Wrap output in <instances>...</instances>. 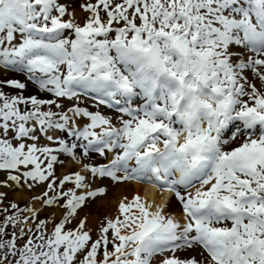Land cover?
<instances>
[{
  "label": "snow or ice",
  "instance_id": "obj_1",
  "mask_svg": "<svg viewBox=\"0 0 264 264\" xmlns=\"http://www.w3.org/2000/svg\"><path fill=\"white\" fill-rule=\"evenodd\" d=\"M79 8L0 0V188L43 189L0 191V264H264V0ZM62 156L80 169L57 175ZM104 179L181 213L134 194L90 227Z\"/></svg>",
  "mask_w": 264,
  "mask_h": 264
},
{
  "label": "bare ground",
  "instance_id": "obj_2",
  "mask_svg": "<svg viewBox=\"0 0 264 264\" xmlns=\"http://www.w3.org/2000/svg\"><path fill=\"white\" fill-rule=\"evenodd\" d=\"M62 2L70 5V9H75L76 17L80 21V19L84 18L88 14L80 10L78 6H75L73 3H69L68 1L62 0ZM86 0H80L81 3H85ZM16 77V76H13ZM96 154H93V159L96 157ZM100 159L98 163H107V161L97 156ZM65 157H61L64 159ZM92 159V160H93ZM80 169V165L75 164L71 161V159H67L64 163L63 167H57V174L68 173L71 171H76ZM103 181V187L106 189V192L103 196L94 199L87 208L81 213V217L84 215H88L90 221V227L94 226V223L102 220L105 216L111 215L115 211L116 205L119 201L125 196L131 197L134 194H139L143 199L155 203L162 204L167 203L168 211L172 214H175L179 217L181 213V206L175 200V197L168 192H161L157 188L151 186L148 183H137L135 181H129L124 183H113L109 179L101 180ZM95 187V186H94ZM7 191V190H6ZM32 193V194H31ZM29 193L26 189H19L11 191V198L14 202H18L20 206L24 207V204L31 203V196L35 195L33 192ZM35 203L32 201L31 204ZM39 207V205H36ZM50 215V212H47ZM57 217L60 216L59 211L56 212Z\"/></svg>",
  "mask_w": 264,
  "mask_h": 264
},
{
  "label": "rangeland",
  "instance_id": "obj_3",
  "mask_svg": "<svg viewBox=\"0 0 264 264\" xmlns=\"http://www.w3.org/2000/svg\"><path fill=\"white\" fill-rule=\"evenodd\" d=\"M65 1H68L69 3H73L75 6H78L79 7V5H80V0H65ZM86 18V16L84 17V18H82V19H80V22L81 23H83V21H84V19ZM9 76H16V77H14V78H18V79H20L21 81H23V80H25V77H23L22 75H19V74H16V73H9L8 74ZM5 91H9L8 89H5ZM14 94V93H13ZM23 94L25 95V96H29V95H38V96H40V98H51L50 96H47V95H45V94H41V93H39L38 92V90L33 86V85H31L30 83H29V85H28V88H27V90H25L24 92H23ZM82 104H84V103H82ZM110 113H111V111H110ZM41 143H44V141H41ZM233 146H235V145H233ZM67 159H70V158H64L63 160L66 162L67 161ZM73 162V161H72ZM58 175V174H57ZM4 176H5V174L4 173H0V179H3L4 178ZM103 181H98L94 186H96V185H100L101 187H103L102 185H103ZM24 189H26V190H28L27 188H24ZM7 190V191H6ZM16 190H19V189H16ZM43 189L42 188H40V187H37V188H35V190H28V192L29 193H31V192H33L35 195H38V194H40V191H42ZM0 191H6V192H8V198H7V200L4 202L5 204H7L9 201H13L12 200V198H11V191H13V190H11V189H7V188H0ZM32 194V193H31ZM34 195H32L31 196V198L33 197ZM31 203H32V200H31ZM30 203V204H31ZM24 205H27V204H24ZM46 216H48V214H47V212H43L42 214H41V218H45ZM57 218H59V217H57ZM180 253H178V255H179Z\"/></svg>",
  "mask_w": 264,
  "mask_h": 264
}]
</instances>
